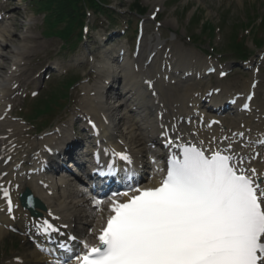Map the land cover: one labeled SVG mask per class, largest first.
Masks as SVG:
<instances>
[{"label":"snow or ice","instance_id":"snow-or-ice-1","mask_svg":"<svg viewBox=\"0 0 264 264\" xmlns=\"http://www.w3.org/2000/svg\"><path fill=\"white\" fill-rule=\"evenodd\" d=\"M161 129L168 149L166 174L156 186L128 183L126 190L108 196L110 214L95 236L98 243L84 242L73 254L75 264H264V172L251 166L256 155L246 162L232 142L214 151L177 144L163 124ZM233 135L244 138L243 132ZM260 144L264 147V141ZM113 155L132 163L127 152ZM106 168L100 176L115 175L112 164ZM102 203L93 199L97 207ZM8 205L11 213L10 199ZM40 228L59 233L48 220ZM59 247L73 251L64 241Z\"/></svg>","mask_w":264,"mask_h":264},{"label":"bare ground","instance_id":"bare-ground-1","mask_svg":"<svg viewBox=\"0 0 264 264\" xmlns=\"http://www.w3.org/2000/svg\"><path fill=\"white\" fill-rule=\"evenodd\" d=\"M12 36L8 34L5 35V40L0 44V48L8 47L7 42L11 43L10 49L14 50V53H10V56L13 58H17L20 54H23L25 50V45L13 44L11 42ZM2 46V47H1ZM26 54V53H25ZM130 77V76H129ZM111 78V77H109ZM131 80L126 84L123 88H131L133 83V79L135 77H130ZM3 85L0 83V89ZM173 91V89H170ZM163 96V92H162ZM124 126H128V130L132 134L130 136L133 139H137V144L140 146H144L146 141L143 138L142 132L137 129L136 125L132 121H126ZM140 132V133H138ZM127 139V137H126ZM128 140V139H127ZM137 154H139L137 152ZM52 183L50 190H52L53 195L48 196L46 189L45 191H41V188L37 186V183H29V187L36 193V195L45 202L47 209H51L53 215L56 219H53L54 225L57 223H62L68 225L67 231H65L68 235H75L80 237L81 240L85 242L92 241V230L98 225V222L101 221V218L104 217V212L98 213L96 210V206L93 204L92 199H88L86 196H76V192L72 190L65 183ZM61 185V187H60ZM85 201H87L85 203ZM1 204V203H0ZM0 221L8 223L6 217L0 214ZM17 225H21L20 221L16 222ZM7 235V231L4 230L2 226H0V239ZM21 263L13 261V258L9 260V262H5L3 264H57V261H54L52 258H49L42 253L38 252L36 249L32 247H28L24 252L20 255Z\"/></svg>","mask_w":264,"mask_h":264},{"label":"rangeland","instance_id":"rangeland-1","mask_svg":"<svg viewBox=\"0 0 264 264\" xmlns=\"http://www.w3.org/2000/svg\"><path fill=\"white\" fill-rule=\"evenodd\" d=\"M130 3L133 0H129ZM144 1V0H143ZM141 2V4L143 6H147L149 9L152 6V2L153 0H150L148 2ZM263 2V7H258L257 6V2ZM185 2V0H181L178 3V10H180V7L183 5V3ZM240 2L241 0H189L188 4H187V9L191 8V7H198V10H200L199 15L200 14H204V16L206 18H209L211 21L213 22H217L218 25L222 26V20L223 17L225 16V18L227 19V23L226 25H224V27L222 26L223 29H225L226 32L229 33L230 28L232 27L233 24H236V22H241L244 21L246 19V15L249 14V12L247 11L246 6L244 7V9H242V7L240 6ZM251 7L253 10L256 11V13L259 14H264V0H251ZM229 10H228V9ZM228 10V11H227ZM202 11L204 13H202ZM149 12V10H148ZM180 12V11H178ZM177 12V14H178ZM246 12V13H245ZM229 13V16L227 15ZM176 15H174L172 17V15L167 14V12L164 13L163 15V20L165 21L166 27L168 28V30H173V27L176 26L172 25V23L174 22V19ZM225 22V20H223ZM167 22H170V24H168ZM102 23V20H100L99 24ZM173 26V27H172ZM49 24L47 23L45 28L48 29ZM233 28V27H232ZM41 32V29L39 28L38 30H36L33 35L35 37H39V34ZM231 32V31H230ZM167 33V32H166ZM166 33H164L163 35L166 37ZM42 34V32H41ZM180 34V32H179ZM168 36V34H167ZM177 40H179V38H177ZM37 42L43 46L41 53H39V55L41 57H43V59H47L49 56L53 55L52 52L48 51L49 48L50 50H57L58 47L61 45V43L59 41H56L55 39H49V40H41L38 39ZM229 50L233 49L232 46H230L228 48ZM59 96V92L58 91H53V93L49 96L50 100H52L51 102H49L48 104L52 103L54 101L55 98H57ZM35 109H42V107H35ZM22 245H20V248H22Z\"/></svg>","mask_w":264,"mask_h":264}]
</instances>
